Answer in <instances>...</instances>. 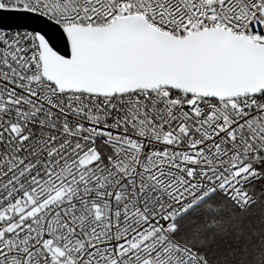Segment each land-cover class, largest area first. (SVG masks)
I'll return each instance as SVG.
<instances>
[{"label": "snow or ice", "instance_id": "snow-or-ice-1", "mask_svg": "<svg viewBox=\"0 0 264 264\" xmlns=\"http://www.w3.org/2000/svg\"><path fill=\"white\" fill-rule=\"evenodd\" d=\"M0 264H264V0H0Z\"/></svg>", "mask_w": 264, "mask_h": 264}]
</instances>
